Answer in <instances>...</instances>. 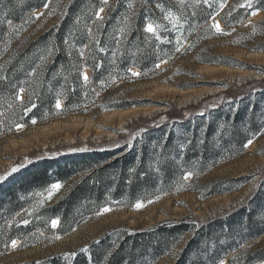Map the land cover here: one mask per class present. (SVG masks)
Returning a JSON list of instances; mask_svg holds the SVG:
<instances>
[{"label": "trees", "instance_id": "1", "mask_svg": "<svg viewBox=\"0 0 264 264\" xmlns=\"http://www.w3.org/2000/svg\"><path fill=\"white\" fill-rule=\"evenodd\" d=\"M47 1L0 0V66H3L0 75L6 77L0 80V138L14 133L17 124L31 128L61 115L91 116L95 112L144 105L117 101L112 96L113 89L133 78L130 68L149 79L157 73V63L168 64L175 56L174 44L163 41L160 31V41L144 31L149 22L160 24L167 12L165 7L158 8L155 0L140 4L137 11H134L137 0H109L104 6L103 22L96 21L94 15L102 6L101 0H70L57 23L34 38H25L35 21L33 14L45 8ZM129 3L133 4L132 9L128 8ZM234 9V5L226 7L219 17L225 29L239 22L242 12L234 13ZM253 9L264 10V0H254ZM129 15L131 27L126 36L120 37L122 42L113 56L117 47L114 37L119 36L116 26ZM8 20L13 22L11 27ZM210 20L198 13L193 18L199 33L206 31ZM87 27L96 34L105 52L96 50ZM85 45L86 59L81 60L79 49ZM41 57H46L43 63ZM97 63L101 64L99 69L95 67ZM73 64L79 72L72 69ZM212 64L233 67L227 60ZM33 69L36 74L29 75ZM84 70L89 72L87 84L80 75ZM20 87L25 89L24 97L17 101L15 96ZM58 98L63 103L61 109L55 107ZM30 102L36 107L25 115L22 105ZM235 108V111L217 110L208 123L198 118L194 127L188 122L174 123L173 130L178 133L168 131L162 124L147 126L143 138L132 147L117 140L118 145L111 150L42 160L14 173L0 184V254L9 251L12 239L19 241V249L23 250L38 245L43 235H67L103 207H132L170 191L185 171L201 173L240 155L247 141L264 127V92L256 94L253 103L244 101ZM157 158L159 164L150 168ZM156 167L160 170L156 171ZM248 180L242 177L216 183L209 196L234 192ZM54 183H60V191L65 190V194L52 205L37 210L28 219L30 223L23 225L20 213ZM258 188L255 195L262 199L254 200L252 209L246 203L206 222L171 221L137 231L118 228L79 249L74 257L58 255L18 264H157L185 238L173 264H217L218 259L235 264L264 235V221L258 220L264 214V180ZM57 218L59 224L55 229L51 221ZM259 263H264V248L247 256L242 264Z\"/></svg>", "mask_w": 264, "mask_h": 264}, {"label": "rangeland", "instance_id": "2", "mask_svg": "<svg viewBox=\"0 0 264 264\" xmlns=\"http://www.w3.org/2000/svg\"><path fill=\"white\" fill-rule=\"evenodd\" d=\"M69 1L48 0L47 8L33 14L35 21L24 37L34 38L57 23ZM147 1L137 0L134 11ZM244 2L245 0H212L211 8L198 6L196 13L211 19L206 31L199 33L200 30H197L196 23L193 22L192 0H185V22L182 28L178 26L173 29L163 18L160 23L163 41L174 44L172 51L175 56L171 62L161 63L154 77L145 79L140 75H132L133 78L113 89L112 96L117 101L140 102L145 103L144 105L127 110L95 112L91 116L61 115L44 124L17 129L0 138V175L7 174L13 167H18L19 172L42 160H57L101 149L111 150L118 145L117 140L132 147L137 140L143 138L142 134L148 130L147 126L162 124L168 131L178 133L173 130L176 129L174 123L188 122L194 127L198 118L204 123L211 121L212 113L217 110L235 111V107L244 101L253 103L255 95L264 92V10L238 7ZM155 3L165 7L167 11H181L177 0H155ZM230 5H234V13L237 10L242 13L237 26L225 29L219 17ZM246 11L249 13L245 16ZM253 11L257 12L255 16L251 14ZM35 14H40L38 19ZM213 16L220 23L222 31L228 34L216 33L211 28ZM123 22L124 19H121L116 26L118 33L119 28L124 26ZM253 25L256 26L255 32ZM177 37H180L183 44L179 52L176 51ZM224 60L233 63V67L212 64V61ZM83 73L89 76L88 70ZM21 95L23 99L24 93ZM61 104L60 109L63 108V103ZM191 107L195 110H187ZM261 133L252 138L253 142L244 147V152L240 155L201 173H193L189 180H184L182 175L170 191L140 202L143 204L140 209L135 207L136 204L132 207L106 206L111 211L94 214L75 226V231L72 230L67 235H43L44 238L38 245L23 250L19 249V241L16 248L10 245L8 252L0 254V264L39 262L66 254L72 257V253L118 228L137 231L171 221L206 222L246 203L252 209L253 201L259 202L262 199L255 195L259 190V183L264 180V134ZM13 175L14 173L8 178ZM242 177L249 180L236 191L216 197L209 196L212 185ZM79 179L80 176L72 180L68 187ZM50 191L53 194L49 199ZM64 194L65 190H53L50 187L45 193L39 194L38 199L28 205L19 218L30 219L37 210L52 205ZM258 220L264 221V214ZM57 236L59 239H56ZM185 242L186 238L157 264H173ZM263 248L264 235L253 243L248 253L234 263H243L247 256Z\"/></svg>", "mask_w": 264, "mask_h": 264}, {"label": "snow or ice", "instance_id": "3", "mask_svg": "<svg viewBox=\"0 0 264 264\" xmlns=\"http://www.w3.org/2000/svg\"><path fill=\"white\" fill-rule=\"evenodd\" d=\"M177 3H178L179 8L181 9V11L179 13L173 12V11L169 10V11L165 12V14L163 16V19L166 20V21H168V23L172 26L173 29H177L178 26L180 28H182L183 27V22H185V16H184V12H183V9L185 7V0H177ZM101 4H102V6L99 8L98 11H96L94 13V15H95L96 21L103 22L104 17L101 15V13H103L105 11L104 6H107L109 4V0H101ZM200 5L208 6L209 8H211L213 6L212 5V0H192L191 7L193 9V12H192V15L193 16L196 15L195 9L198 6H200ZM220 6H221V8L223 7V3L222 2H221V5ZM45 7L47 8L48 5L46 4ZM157 7L159 8L160 5L157 4ZM238 7H241V8L247 7L249 9H251L253 7V0H245V2L242 3V4H239ZM128 8L129 9H132L133 8V4L132 3H129L128 4ZM161 11H163V9H161ZM63 14L64 13H62V15ZM218 14L219 13H217V15ZM251 14L253 16H255L257 14V12L256 11H253ZM35 15H36V18L38 19L40 14H35ZM131 15H134V13H132ZM131 15L126 16L124 18V22H123L124 23V26L121 27V28H119V30H118L119 31V36L114 37V40H115V43H116L117 47L113 51V56H115L116 51L119 50L120 44L122 42L121 39H120V37L126 36L129 28L131 27V24H130ZM212 20H213V23L211 25V28L215 29V32L216 33L225 34V35L228 34V33L222 31L220 23H218V22L215 21V16L212 17ZM30 22H31V18L29 19V21H27V23H30ZM77 22H79V21H77ZM7 23L11 27L13 22L11 20H8ZM97 27L99 29L100 25H98ZM161 27H162V25H160V24L153 23V22H149V23H147L145 25L144 31L146 33H148V34H151L152 37H155V39L157 41H160L161 40V36L158 33H159ZM252 27H253V32H255L256 31V26L253 25ZM12 30L13 31H17L14 28ZM88 32H89V35L91 37V42L94 43L97 46L96 47V50L99 51V52H101V53L105 52L106 51V48L104 46H101L100 45V41L96 37V34L93 33L91 29H88ZM65 43L66 44L68 43V40L67 39L65 40ZM177 45L178 46L176 47V51L179 52L180 51V48L183 46L180 37H177ZM87 47L88 46L85 45V46H83V47H81L79 49V56H80V59L81 60L86 59V54H85V50L84 49L87 48ZM51 51L52 50L49 49V54H51ZM89 51L91 52V49H89ZM69 55L71 56V54H69ZM45 59H46V57H41L42 63H43V61ZM163 62L166 63V61H163ZM41 66L42 65H37V68H40ZM95 67L97 69H99L101 67V64L100 63H97L95 65ZM155 67L156 68H160V64L157 63L155 65ZM72 69H74V70H76L78 72L80 71L79 68H78V66L76 64H73L72 65ZM129 71L132 72V75L133 76L139 75L138 72L132 71L131 68L129 69ZM0 72H3V66H0ZM35 74H36V69H33L32 72L29 73V75H35ZM80 75H81V78L84 81V83L87 84L89 82V76L86 73H83V72H80ZM5 79H6L5 76L0 75V80H5ZM64 79H65V81H67L68 77L65 76ZM24 92H25V89L23 87H20L18 93L15 96V99L17 101H20L22 99V95L21 94H23ZM29 99H30V97H29ZM9 106L11 107V105H9ZM22 107H23V113L26 115L28 112L32 111V109H34L36 107V104L30 102V104H28V105H22ZM55 107L57 109H60V107H61V101H60L59 98L56 100ZM0 115H2V113H0ZM201 115H203V113H201ZM32 123L35 124L36 121L33 120ZM22 127H23V125H21V124H17L16 125V128L17 129H20ZM261 134H264V131H262ZM252 142H253L252 139H249L247 141V143L244 145V147H248ZM201 143H203V141H201ZM181 147L183 148L184 145H182ZM157 164H159V159L158 158H157L156 161H154L152 164H150V168L155 167V165H157ZM18 170H19L18 167H13L7 174L0 175V182H3L4 180H6L9 175H11L12 173L17 172ZM155 170L156 171H159L160 169L158 167H156ZM130 171H132V170H130ZM192 176H193V172L192 171H185L183 173L182 178L184 180H189V179L192 178ZM130 182H131V180H129V183ZM60 187H61V184L60 183H54V184L51 185V189H53V190H59ZM52 194L53 193L51 191L48 193V198L49 199L51 198ZM149 202H151V201H149ZM135 207L137 209H140L141 207H143V204L140 203V202H138V203H136ZM109 211H111V209L109 207H103L97 214L99 215V214L107 213ZM21 223L23 225L27 226L30 223V221L28 219H23L21 221ZM58 224H59V219L58 218L57 219H53L51 221V225H52L53 228H56L58 226ZM17 226H19V225H17ZM9 227H11V222L9 223ZM73 231H75V229H73ZM56 239H59V237L57 236ZM10 244H11V247L12 248H16L18 246V241L16 239H12L10 241ZM71 255L74 257L76 255V253H72ZM217 264H225V260L224 259H218ZM241 264H242V262H241Z\"/></svg>", "mask_w": 264, "mask_h": 264}, {"label": "bare ground", "instance_id": "4", "mask_svg": "<svg viewBox=\"0 0 264 264\" xmlns=\"http://www.w3.org/2000/svg\"><path fill=\"white\" fill-rule=\"evenodd\" d=\"M105 14V11L103 13H101V15L103 16ZM62 105V104H61Z\"/></svg>", "mask_w": 264, "mask_h": 264}]
</instances>
